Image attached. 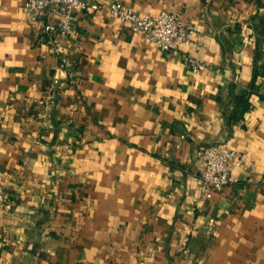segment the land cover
<instances>
[{
	"label": "crops",
	"instance_id": "crops-1",
	"mask_svg": "<svg viewBox=\"0 0 264 264\" xmlns=\"http://www.w3.org/2000/svg\"><path fill=\"white\" fill-rule=\"evenodd\" d=\"M117 1L177 12L192 44L78 9L72 83L55 13L0 0V264H264V0ZM188 51L219 70L193 72ZM200 143L244 153L210 197Z\"/></svg>",
	"mask_w": 264,
	"mask_h": 264
},
{
	"label": "built area",
	"instance_id": "built-area-1",
	"mask_svg": "<svg viewBox=\"0 0 264 264\" xmlns=\"http://www.w3.org/2000/svg\"><path fill=\"white\" fill-rule=\"evenodd\" d=\"M24 7L30 12L33 20H43L42 14L47 9L55 13L56 21H44V29L60 67L66 69L72 83L76 82L75 72L66 64L61 46L62 38L69 32L74 12L78 9L106 8L130 31L141 34L145 40L167 52L181 45L192 44L195 33L194 25L184 20L177 12L161 10L155 15H142L131 6L117 0H25ZM184 61L195 73L207 69L219 70L211 62L199 58L191 51L186 52ZM52 95L42 98L40 102L46 104ZM197 156L203 163L202 182L207 197L212 195V190H220L234 181L231 164L239 166L244 159V153L240 150L212 143H200ZM4 200L3 184L0 180V205Z\"/></svg>",
	"mask_w": 264,
	"mask_h": 264
}]
</instances>
